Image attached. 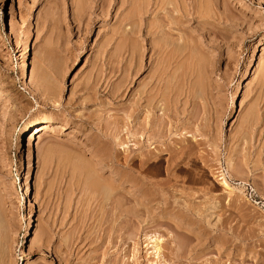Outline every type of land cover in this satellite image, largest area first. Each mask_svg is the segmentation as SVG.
<instances>
[{
  "label": "rangeland",
  "instance_id": "obj_1",
  "mask_svg": "<svg viewBox=\"0 0 264 264\" xmlns=\"http://www.w3.org/2000/svg\"><path fill=\"white\" fill-rule=\"evenodd\" d=\"M209 7L0 2V264H264V0Z\"/></svg>",
  "mask_w": 264,
  "mask_h": 264
},
{
  "label": "bare ground",
  "instance_id": "obj_2",
  "mask_svg": "<svg viewBox=\"0 0 264 264\" xmlns=\"http://www.w3.org/2000/svg\"><path fill=\"white\" fill-rule=\"evenodd\" d=\"M203 1V2H202ZM212 1V0H211ZM1 4L3 5V7H6L8 5V0H0ZM149 2V1H148ZM180 0H160V3L161 4H167L168 6L171 7L170 9V12L172 13L173 11V15L170 16L172 17L171 19L172 20H175L173 19L174 18V13L177 12V13H180L183 9L188 12L192 11L194 14H197L199 15L200 18H204V17H207L208 14H210V9L211 7H209L210 5V0L207 1V0H192V5L191 7L188 9L187 7H183L181 8L180 12H179V8L182 7L181 4H179ZM209 2V3H208ZM202 3H204V6L202 7ZM148 4V3H147ZM205 5H206V8H205ZM149 6V4H148ZM173 7V8H172ZM199 7V8H198ZM205 8V9H204ZM190 10V11H189ZM176 13V14H177ZM31 15H32V12H31ZM181 15V14H180ZM184 15H187V14H184ZM176 16V15H175ZM176 18V17H175ZM180 18V17H179ZM176 20H178L176 18ZM175 20V21H176ZM174 21V22H175ZM176 23V22H175ZM150 33V32H149ZM28 46V36L26 38V40H24V44H23V47L26 49V47ZM21 82H23L27 89L33 91V93H35V90H34V86H33V83L32 81L30 80L29 76H28V73H27V68H26V64L24 63L22 66H21V69H20V79H19ZM0 91H3L6 93V95L8 96H11L12 97V92H10L8 89H5V87L3 85H0ZM40 96V95H39ZM235 102V99H233V104ZM58 119L54 116H48V117H45L43 118V120L39 123V124H36V122L34 121H31L29 123H27V125L25 126V129H24V134H25V143L26 144V148L28 150V154L32 157V148L35 144V138L36 136H38V143H40V141L42 140V137L44 136V132L48 129L49 125L54 123V122H57ZM23 134V135H24ZM24 148V144H23V141L22 139H20V142H19V149H21V151L19 152L21 155H22V149ZM223 178L220 179L222 181V185H224L227 189H229L230 191L236 189L235 187L232 188V184L231 182L229 181V179L226 177L225 174L222 175ZM92 180V179H91ZM90 180V188L92 190H95L96 193H97V189L95 188H98V186L96 185L97 184V180L93 179L92 181ZM92 182V184H91ZM93 183H94V186H93ZM96 183V184H95ZM99 183V182H98ZM99 184V189L100 188H103L101 185ZM93 186V187H91ZM95 187V188H94ZM108 190L106 188H103V192H105V197L107 194H109V187H107ZM29 187L27 188V192H29ZM101 190V189H100ZM102 191L100 192L101 195H103ZM100 195V194H99ZM108 196V195H107ZM127 199V198H125ZM122 203L124 204H127V201L122 199ZM124 204V205H125ZM122 205V206H124ZM124 209V208H123ZM125 213L126 212V209L124 210ZM151 243H152V248L154 249V252L159 255L161 253V244H160V240L159 239H151Z\"/></svg>",
  "mask_w": 264,
  "mask_h": 264
}]
</instances>
